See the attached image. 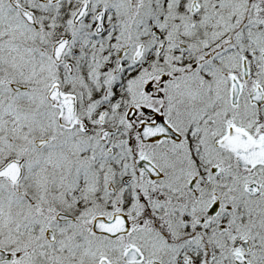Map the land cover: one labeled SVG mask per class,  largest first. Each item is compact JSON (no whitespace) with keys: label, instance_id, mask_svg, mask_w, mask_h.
Segmentation results:
<instances>
[{"label":"snow or ice","instance_id":"6c2138e0","mask_svg":"<svg viewBox=\"0 0 264 264\" xmlns=\"http://www.w3.org/2000/svg\"><path fill=\"white\" fill-rule=\"evenodd\" d=\"M0 264H264V0H0Z\"/></svg>","mask_w":264,"mask_h":264}]
</instances>
